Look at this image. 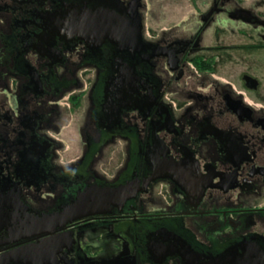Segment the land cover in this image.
I'll return each instance as SVG.
<instances>
[{"label":"flooded vegetation","instance_id":"1","mask_svg":"<svg viewBox=\"0 0 264 264\" xmlns=\"http://www.w3.org/2000/svg\"><path fill=\"white\" fill-rule=\"evenodd\" d=\"M169 3L0 0V264L52 237L31 221L86 188L131 183L138 191L124 206L56 230L61 246L53 239L50 257L30 258L184 264L149 251L160 228L206 258L252 237L264 251V0ZM146 6L136 87L110 105L112 43L90 48L53 29L67 13L132 22Z\"/></svg>","mask_w":264,"mask_h":264},{"label":"water","instance_id":"2","mask_svg":"<svg viewBox=\"0 0 264 264\" xmlns=\"http://www.w3.org/2000/svg\"><path fill=\"white\" fill-rule=\"evenodd\" d=\"M136 7L139 8V4ZM138 12L137 18L131 22L124 16H115L101 10L94 12L82 10L80 14L67 13L60 18L62 21L53 29L52 37H78L85 41L90 48H98L101 43L100 39H106L112 43L117 53V57L111 63L112 71L114 74L117 73V76L110 77L106 83L107 101L110 105L120 103L126 97L129 99L138 79L136 67L145 59V44L142 40L143 15L140 11ZM114 95L115 98H112ZM137 191V185L133 183L119 187L92 186L86 188L78 195L76 201L62 208L60 212L31 221L34 224L32 228L38 229L42 226L41 234L52 235V237L37 245L27 247L23 251L9 253L10 260L14 264L19 262L35 264L38 257L31 259L30 256L41 255L38 258L40 260L50 257L53 239H56L61 246V240L66 236L64 233L59 236L54 235L56 230L65 229L71 222L108 212L113 205H118V208L124 206L126 201L133 198ZM102 209L105 211L103 212ZM148 241L149 251L153 254L165 255V258L180 256L184 264H264V251L261 250L256 237L241 241L222 253L207 258V253L197 252L192 243L167 228H160L150 234ZM39 264H44V262ZM91 264H130V260L118 257L109 261L99 259Z\"/></svg>","mask_w":264,"mask_h":264},{"label":"rangeland","instance_id":"3","mask_svg":"<svg viewBox=\"0 0 264 264\" xmlns=\"http://www.w3.org/2000/svg\"><path fill=\"white\" fill-rule=\"evenodd\" d=\"M141 1L145 5H149V4L161 5L162 4V5L166 6L167 4H170L169 0H165V1L164 0H141ZM162 10H159L160 12H159L158 16L161 17L160 20H165L164 22H167L166 19L163 16V15H166V13H163V12H166V11H162ZM149 11H150V9H148L147 6H146V8L143 9V17H144L143 21L144 22L147 21V23L150 21V13H149ZM71 132H73V131L71 130ZM70 139H71V141L74 140V142L72 144L77 147V145H78L77 142L79 141V136L77 134H72V135H70ZM77 151H78L77 149L72 150V152H75V153H77Z\"/></svg>","mask_w":264,"mask_h":264}]
</instances>
